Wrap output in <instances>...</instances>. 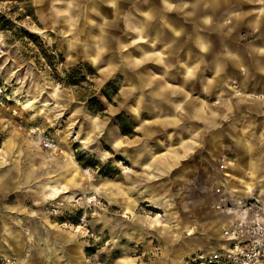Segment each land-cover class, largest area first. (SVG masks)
<instances>
[{
  "label": "rangeland",
  "instance_id": "obj_1",
  "mask_svg": "<svg viewBox=\"0 0 264 264\" xmlns=\"http://www.w3.org/2000/svg\"><path fill=\"white\" fill-rule=\"evenodd\" d=\"M141 1L154 16L161 11L155 8L161 0H0V84L11 96L0 110V264H191L194 250L218 244L217 226L203 231L188 225L194 203L201 211L217 206L218 180L169 185L161 208L149 201L134 205L132 196L129 202L123 176L134 168L114 140L117 114L130 109L122 100L124 75L150 64L156 74L154 66L165 65L161 57L144 58V50L161 49L191 65L189 51L202 49L192 36L206 28L189 23L191 8L184 3V10H167L177 23L162 32H174V40L147 47L156 32L139 37L147 25L138 18L128 23ZM210 33L217 53L223 49L215 41L219 25L211 24ZM172 47L179 50L174 56ZM75 67L82 75L69 78ZM231 87L235 95L245 92L237 82ZM92 98L103 108L92 107ZM231 122H222L228 150L235 145ZM39 127L54 134L55 148L33 139L31 129ZM217 127L211 124L212 137ZM228 156L220 160L229 166ZM75 168L83 178H74Z\"/></svg>",
  "mask_w": 264,
  "mask_h": 264
},
{
  "label": "crops",
  "instance_id": "obj_2",
  "mask_svg": "<svg viewBox=\"0 0 264 264\" xmlns=\"http://www.w3.org/2000/svg\"><path fill=\"white\" fill-rule=\"evenodd\" d=\"M184 3L191 8L186 11L189 23L202 24L204 28L209 26L208 31L205 28L200 35L195 30L192 36L202 45V49L189 51L193 63L182 61L178 64L159 51L161 49L155 53L144 50V58L149 53L161 57L165 65H155L160 70H156V74L150 64L138 66L137 75L132 76V72L124 75L122 100L124 106L130 108L129 113L124 114L128 122H132L134 132H122L117 118L119 126H116L115 134L118 130L120 134L114 140L134 168L123 176L129 202L131 204L132 196L134 205L149 201L147 204L161 208L166 201L163 192L169 185L180 180L211 178L218 180L215 204H239L248 197H256L264 203V97L250 95V92L264 95V0H161L160 6H155L156 10H161L157 16L148 12L151 7L141 1L136 5L139 14L131 17L130 13L128 23L138 18V24L145 23L150 28L145 27L141 34L138 33L139 37L155 31L147 46L152 48V43L155 49L158 41L170 37L174 40V32H162L177 23L167 10H184ZM158 23L159 27L156 26ZM211 24H218L220 28V36L215 41H220L223 49L217 53L211 48L214 45L210 36ZM134 26L137 27V23ZM233 32L235 37H232ZM233 39L235 42L231 45ZM170 52L174 56L179 50L172 47ZM97 62L93 60L96 65ZM232 82H237L245 92L235 95ZM111 84L108 83V87ZM113 86L119 93V88ZM225 91L229 95L223 97ZM215 97L223 98L214 104ZM13 98L15 100V96ZM18 102L22 106L27 104L26 100ZM100 102L104 104L102 100ZM226 120L233 121L230 124L235 133V145L229 150L226 126L222 124ZM211 124L218 126L214 137L211 136ZM39 128V135L49 132L55 139L53 133ZM38 137L34 135L33 139L41 144ZM227 154L234 161L229 164L232 171L221 161L222 155ZM79 174L83 178L81 170L75 168L74 178ZM195 204L190 208V229L209 231L212 226H217L220 235L216 247L220 246L225 242L223 229L233 222L235 214L224 212L215 205L201 211ZM216 247L209 251L194 250L187 263L193 264L196 256L210 253Z\"/></svg>",
  "mask_w": 264,
  "mask_h": 264
},
{
  "label": "built area",
  "instance_id": "obj_3",
  "mask_svg": "<svg viewBox=\"0 0 264 264\" xmlns=\"http://www.w3.org/2000/svg\"><path fill=\"white\" fill-rule=\"evenodd\" d=\"M0 50L2 47L0 46ZM11 99L7 88L0 84V108L8 106ZM37 128L31 132L39 136L46 148H55L57 143L47 132L39 135ZM130 169V167H127ZM96 196H92V199ZM222 211L235 214L231 224L223 229L225 242L210 253L200 254L192 261L195 264H264V203L256 197H248L239 204L218 203Z\"/></svg>",
  "mask_w": 264,
  "mask_h": 264
},
{
  "label": "trees",
  "instance_id": "obj_4",
  "mask_svg": "<svg viewBox=\"0 0 264 264\" xmlns=\"http://www.w3.org/2000/svg\"><path fill=\"white\" fill-rule=\"evenodd\" d=\"M53 56L49 55V61L51 64H53V60L51 59ZM92 69V68H91ZM81 70L79 68H71L70 70V74L68 75L69 78H72L74 79V77H76L77 79V75H82V72H80ZM70 82V81H69ZM76 83V81H74ZM91 105L92 107H98L99 109H102L103 108V105L102 103L99 101V100H95L94 98L91 99ZM117 118L119 119L120 121V124H121V130L122 132L124 133H128V132H134L133 131V127H132V122H128L127 120V116L121 112L119 114H117ZM127 122L129 124H127Z\"/></svg>",
  "mask_w": 264,
  "mask_h": 264
}]
</instances>
